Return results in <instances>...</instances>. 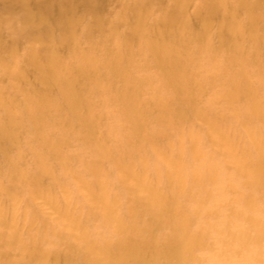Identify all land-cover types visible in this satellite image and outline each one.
<instances>
[{
    "label": "bare ground",
    "instance_id": "6f19581e",
    "mask_svg": "<svg viewBox=\"0 0 264 264\" xmlns=\"http://www.w3.org/2000/svg\"><path fill=\"white\" fill-rule=\"evenodd\" d=\"M33 1L27 4L23 0H7L0 6V40H7L6 48L11 45L0 50V222L11 229L1 244L12 243L17 236L13 226L14 208L18 204L30 201L35 195L53 200L67 187L73 192L78 186L75 180L79 169L76 168L86 164L95 168L96 173L103 171L107 177L92 178L86 186L88 200L77 204V211L85 212L88 221L98 219L112 232L126 226L132 234L141 225L150 227L148 238L140 240L137 247L151 257L156 252L149 242L151 237L155 231L166 228L169 233L164 236L167 239L160 250L166 251L172 260L196 259L193 251L189 256L181 252L187 249L188 254L193 247L209 253L215 247L222 248V252L213 256L214 261L235 249L242 250L248 258L260 253L264 256V248L259 245L264 239V219L260 222L253 219L257 213L264 215V122L250 124L252 117L264 112V94H258L264 81V0H256L260 4L240 0L224 10L222 20L226 23L221 26L215 25V20L225 0L208 1L201 9L194 0H121L123 11L110 15L109 27L101 21L100 7L92 6L90 0ZM245 5L251 10L239 12ZM4 14L6 17L2 19ZM149 16H154L155 21H149ZM165 22H173L177 31L165 32ZM12 26L14 29L18 26L19 30L13 32ZM219 29L234 31L230 36H222ZM23 30H26L24 34ZM61 30L66 31L61 38L52 32ZM90 37L98 40V49L93 50L91 44L85 47L75 44L78 39ZM32 40L46 46L52 43L53 57L49 52L45 58H39V47L28 44ZM247 60L252 62L250 67ZM53 64L59 71L63 67L77 68L83 83L61 93L67 86V77L53 70ZM8 67L12 70L6 71ZM204 90L210 92L216 103L209 110L210 116L205 108L196 106L195 100ZM179 94H182L180 99ZM165 98L176 99L161 118L159 109L165 111L161 102ZM235 101L244 104L242 109L234 106ZM213 114L222 123L207 122L202 128L194 127L193 122L211 118ZM187 115L191 134L199 133L202 144L212 147L218 143L222 148L208 150L203 157L193 152L188 159L170 154V151L180 153L181 143L180 135L170 143L168 129L171 133L179 128ZM167 116L170 117L165 119ZM149 118L155 119L147 122ZM78 121L80 126L76 124ZM52 127L60 131L54 133L50 130ZM24 138L27 139L24 141ZM146 139L153 144L141 151L140 146ZM119 140L125 148L118 146ZM245 141L253 146L249 156L242 152ZM144 155L159 162L163 170L147 169L143 165ZM122 156L135 162L133 168L117 167V158ZM227 156L234 165L221 164L220 159ZM200 159H212L220 172H213L210 163L199 164ZM185 160L191 168L194 161L199 166L200 172L193 176L192 182L208 188L202 197H196L198 190L186 180L185 174L191 173V169L187 170ZM106 165L109 172L97 170ZM9 175L13 177L10 185L5 183ZM119 176L136 180L143 196L135 204L156 208L153 219L156 223L150 218H141L135 208L130 216L133 226L115 213L120 194L114 191L115 185L124 187L131 200L137 193ZM234 180L237 184L231 185ZM106 186L113 189L109 194ZM236 188L240 198L234 204L237 201L240 211L233 218L259 224L254 226L255 231L243 228L230 231L228 220L220 228L207 221L209 227L205 228L194 225V218L176 217L183 206L182 200L189 197L195 199L197 210L217 203L215 199L231 207L222 192L233 194ZM63 192L67 198L68 193ZM71 215L72 210H59V218L69 226L63 231L79 237L89 236L86 225ZM58 225L53 224L55 228ZM48 230L56 234L53 228L29 230L27 245L18 248L21 254L33 258L39 244L47 239ZM217 231L239 239L240 245L232 247L231 239L224 241L209 236ZM103 241L104 258L125 260L133 256L130 253L134 248L132 236H109ZM53 244V248L59 249L64 241L54 240ZM83 249L89 257L87 247ZM229 264L249 263L245 258Z\"/></svg>",
    "mask_w": 264,
    "mask_h": 264
},
{
    "label": "rangeland",
    "instance_id": "374dc122",
    "mask_svg": "<svg viewBox=\"0 0 264 264\" xmlns=\"http://www.w3.org/2000/svg\"><path fill=\"white\" fill-rule=\"evenodd\" d=\"M27 4H30L34 2L33 0H23ZM59 2L63 1H70L74 2L76 0H58ZM92 6L100 7L99 13L101 14V21L103 24H107L108 27L111 25V20L112 17L110 15L112 14H117L123 11V2L121 0H90ZM208 1H213V0H194L193 2L199 3V9L203 8L205 3ZM240 0H225V3L222 5V8L219 9V13L217 14V21L215 20V25L218 24V26H221L223 23H226L225 20L222 17V15L225 14L224 10H227L229 8L234 7L239 3ZM252 3H261L257 2L256 0H251ZM7 0H0V6L3 7L6 4ZM95 4V5H94ZM165 6V5H164ZM241 7V6H240ZM249 9L251 10L249 5H245L242 8H240L239 12H249ZM98 10V9H97ZM5 14L1 15V18H5ZM154 16H149L148 20L149 21H155ZM81 21L77 23V27H80ZM228 26V24H227ZM164 29L165 32H171V31H177L175 28V25L173 22H165L164 23ZM13 32H16L19 30L18 26L16 29H14V26H12L11 29ZM92 30V29H91ZM228 31L219 29V31L223 32L222 36H225L224 34H228L229 36L232 35L233 29H227ZM26 30H23L21 33L24 34ZM130 34V32H129ZM257 34H259L257 32ZM126 36V35H125ZM253 41H255V36L253 35ZM249 39V38H248ZM28 41V40H27ZM28 44H31L32 46L39 47L41 53L39 54V58H45V56L51 52L50 57H53L52 51L54 50V45L52 43H48L46 46V43L44 44L41 41H31ZM52 44V45H51ZM76 45L80 46H88L91 44L94 48L93 50L98 49V40L94 37H90L89 40H76ZM38 49V48H37ZM251 57L255 59L256 55L254 53L251 54ZM55 60H57V55L55 54ZM249 67L251 66L252 62L250 60H247ZM25 72H27L28 68L27 66L24 67ZM52 69L55 71H59L57 66L53 64ZM59 71L60 75H65L67 78V86L64 92H68L70 90V87H77L78 85L83 83V78L80 77V72L77 68L66 70L64 67L61 68ZM71 85V86H70ZM102 84H99V87H101ZM258 94H264V81L261 83L259 86ZM81 95H83L81 93ZM200 97L197 98L196 101V106H201L205 108L207 116H210L211 114L209 113V110H213L212 107L216 104L213 98L211 97V94L209 91L204 90L200 95ZM179 99L182 97V94H179ZM176 98H165L161 102L163 106H165V111L164 109H159L160 112V117H163L162 113H166V110L168 109V106L171 107L175 103ZM123 101V100H121ZM243 103L241 101H235L234 106L238 107L239 109H242ZM172 116V115H171ZM170 116H167L165 119H167ZM189 115H187L186 119L182 124L180 125L179 128H176L172 130L173 132L170 133V130L168 129V139L171 141L170 143H173L174 138L177 135H180V138L178 139L181 143V147L179 148L180 153H177L176 151L171 152L170 154L178 155L180 156H185L186 159L190 158L193 154V152L198 153L201 157H203L204 153L208 150L210 151H218L222 148V146L218 143L214 144L212 147L210 145H207V143L202 144L199 141L200 134L199 133H192L189 130V124L191 123L190 120L188 119ZM155 118H149L147 122L152 121ZM217 123L221 122V118H218L215 114L211 118H206L203 120H197L193 122L194 127H200L202 128L208 123ZM264 122V112L261 114H258L252 119H250V124H258ZM81 122L78 121L76 124L81 125ZM221 123H218L220 125ZM51 125V124H50ZM50 130L54 133H57L60 131L58 127L55 128H50ZM195 131V130H194ZM199 131V130H196ZM169 133L171 134V137H169ZM27 137V136H26ZM27 138H24V141ZM31 143H35V141H31ZM153 144V141L150 139H146L142 142L140 146V150L145 151L146 147H151ZM118 146L121 148H125V144L122 140L118 141ZM253 146L245 141L242 149L243 153L246 156L251 155ZM86 153H90L87 151ZM230 156L225 157L224 159L221 160V164L226 162L230 165H234L233 160L229 158ZM202 159V158H201ZM198 162L199 164L203 163H210L213 165V172H220V167L218 164H214L212 159H203V161ZM29 160L30 157H29ZM116 160V158H115ZM186 163H184L185 167L187 170L190 168L191 173L187 172L185 174L186 180L190 182L191 186L196 188V197L200 195L202 197L204 195L205 190H207V187L203 186H197L193 184L192 178L194 175L199 174V166L197 165V162L194 161L193 168L189 166L187 163L188 160H185ZM117 167H121L122 170H128L129 168H133V165L135 162H132L131 160H128L125 158V156H122L121 158H117ZM203 162V163H202ZM143 165L149 169L150 171L153 169H160L163 170V167L159 164V162L154 161L150 155H144L143 159ZM204 165V164H203ZM245 165H248L245 164ZM166 168H168L167 163H165ZM76 169H79V173H77V178L75 180L76 184L78 185L75 190L70 189V187H67V190H62L56 195V198L53 200H48L46 199L45 195L38 196L35 195V198H30V201H24L18 204L14 208V218H15V223L13 228L15 231H17V236L14 238V242L8 243L6 245L1 244V240L3 236L11 230L5 223L0 222V264H69V262H73L76 264H80L81 261L88 259L89 257L86 256V251L83 249L84 246H86L87 241L90 239L89 236L94 237V238H100L103 240L105 237H121L125 238L128 236H132L134 243H132V257H127L125 260H132V261H161V262H166L170 261L173 258L166 254V251L160 250V248L164 245L166 241V237H164L166 234H168V229L166 228L163 231H155L153 236L151 237V245L156 248V252L154 255L151 257L149 254H147L144 250L138 249L140 246L138 242L140 240L148 238L150 234V227L144 228L146 226L141 225L139 228H135L134 231H132V234L127 230V227L124 226L121 228L119 232H112L107 225L101 224L98 219L94 220H87V214L85 212H78L76 205L77 204H84L83 200H88V196L86 195L87 188L86 186L91 183L92 178H102L105 179L107 176L104 174L103 171H99L96 173V169L92 168L90 166H86V164L81 165L77 167ZM84 170V171H83ZM97 170H106L109 172V165L104 166V168H99ZM199 171V172H198ZM7 180L5 181L6 184L10 185L12 184L13 177L12 176H7ZM152 178V177H151ZM115 179V176H114ZM119 179L125 184V185H131L132 189L137 192L136 197L133 198L132 200L130 199V196L128 192L124 191L121 185H115L114 191H120L119 194V199L117 200L115 204V213L119 215L120 217L124 218V220H127V223H129L131 226L134 224L131 221V211L133 208L136 209L138 215L141 218L148 219L150 218L151 221L154 219L155 211L156 208L153 209L152 205H136L135 202H137L138 198L143 196V193L140 192L139 187L137 185L136 180H130L127 178H122L119 176ZM153 179V178H152ZM116 180V179H115ZM238 181L234 180L231 185H236ZM211 189V188H209ZM113 189L111 187L106 186V192L109 194ZM63 191H66L68 193L67 198L65 197ZM139 192V193H138ZM256 194H258L257 191H255ZM264 192V191H262ZM209 194L211 191L208 192ZM222 195H225L227 198L226 200L229 199V205L231 207L226 206L225 202L221 200L215 199L217 203H210L208 205H204V207L200 208L199 210L196 209V207H199L195 203V199L193 197L189 198H184L182 200V208H179L180 211L176 214L177 218H183V219H190L194 218V225L196 226H202L205 228H208L209 225L207 224V221H212L214 222L215 227L220 228L223 226L224 221L228 220L229 221V227L228 229L230 231H237L238 229H248L250 231H255L254 226H259V224H250L246 220H239V218L234 217V214L238 211H240L239 206L237 201L235 199H239V190L236 188L235 192L231 194L230 192H222ZM260 196V194L258 195ZM233 198V199H232ZM89 200L90 196H89ZM31 209L32 211H30ZM65 209L66 211L72 210V215L71 217L73 219L78 220L79 222H82L84 225H86L85 231L88 233L89 236H76L75 234H67L66 232L63 231V229H68L69 226L65 220H62L59 218V210ZM234 211V213H231ZM193 212H196L195 215H192ZM228 218V219H226ZM254 221L255 222H260V220L264 219V215L261 214H255L254 215ZM46 221H49L51 224L48 225ZM156 223V221H153ZM59 224L56 228L53 226V224ZM45 229V228H53L56 230V234L52 235L50 230L46 231L45 234L47 236V239L43 242V244H39L38 248L36 249L37 254L29 259L25 256H23L20 252V249H18L20 246L24 248L25 245H27V241L29 240L27 238V232L29 230H37V229ZM218 232V231H217ZM211 238H223L224 241L231 239L230 237L226 236L224 233L218 232L214 233L211 232L209 234ZM54 240H63L64 244L62 247L59 249H55L53 241ZM232 247L234 246H239L240 241L239 239H231L230 240ZM251 244V243H250ZM248 244V246L250 245ZM264 248V239L260 242L259 244ZM215 250L213 252H205L206 250H199V247H193L190 249L189 253L187 254V249H182L181 252L184 255H190V253L193 251L198 252L200 255L204 256V259H207L209 261V264H229L231 261L234 262H240L243 259L246 258L247 262L249 264H264L262 262L264 260V256L262 253H260L257 257L254 258H248L245 253H243L242 250L235 249L233 252H230L228 256L223 257L221 260L214 261L213 256H216L217 252H222V248L215 247ZM264 250V249H263ZM104 258V256L100 257Z\"/></svg>",
    "mask_w": 264,
    "mask_h": 264
},
{
    "label": "clouds",
    "instance_id": "9594fccd",
    "mask_svg": "<svg viewBox=\"0 0 264 264\" xmlns=\"http://www.w3.org/2000/svg\"><path fill=\"white\" fill-rule=\"evenodd\" d=\"M75 21L71 22L68 30L70 31ZM53 34L57 38H61L66 31H52ZM7 44V40H0V50H6L7 48L5 45ZM6 71H11V67H8L5 69ZM155 98V96L153 97ZM104 241L100 238H90L87 243V251L89 254V258L86 260H83L80 262V264H209V261L207 259L199 258L198 252H193V255H195L197 258L192 260H186V261H176V260H170L166 262L161 261H132V260H123L120 258H100L104 255V249L101 247L103 245Z\"/></svg>",
    "mask_w": 264,
    "mask_h": 264
}]
</instances>
